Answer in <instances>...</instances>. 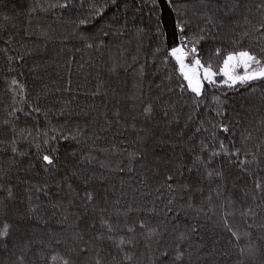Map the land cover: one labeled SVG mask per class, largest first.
Instances as JSON below:
<instances>
[{"label": "trees", "instance_id": "16d2710c", "mask_svg": "<svg viewBox=\"0 0 264 264\" xmlns=\"http://www.w3.org/2000/svg\"><path fill=\"white\" fill-rule=\"evenodd\" d=\"M193 2L0 0V228L9 225L0 264H53L57 254L69 264H172L182 232L185 257L176 264H264V190L255 188L264 182V81L205 84L195 98L181 92L174 61L164 62L178 13L189 36L205 37L202 62L233 42L259 52L264 39L252 25L261 0ZM253 154L258 163H240ZM226 215L250 235L232 238ZM140 220L159 235L140 230Z\"/></svg>", "mask_w": 264, "mask_h": 264}, {"label": "snow or ice", "instance_id": "6c2138e0", "mask_svg": "<svg viewBox=\"0 0 264 264\" xmlns=\"http://www.w3.org/2000/svg\"><path fill=\"white\" fill-rule=\"evenodd\" d=\"M158 0H152L153 4H156ZM167 3L172 5L174 4V0H167ZM211 0H194L193 7H209ZM69 5L67 3L59 5V7L67 8ZM237 4H229L225 3V8H235ZM258 11L260 12V20L258 24L252 25V22L245 17V23L252 25V31L259 33L260 38L264 39V0H261V3L258 5ZM99 14V13H97ZM206 23L212 24L213 17L211 15H207L205 13ZM88 21L86 19H81L79 21L80 25H86ZM187 22L184 21L180 14L178 13V18L175 22V30H176V42L175 45L165 51L164 62L167 64L169 61H174V68L178 72L179 77L182 78V83L179 84V88L182 93L184 92H191L194 94L195 98L202 97L205 94V84L210 87L220 88L226 87L227 89H236L237 86L244 87L246 85H251L253 82L257 81H264V46L260 47L259 52L255 51L251 47H243L237 46L239 42H233V46L229 48L225 47H217L214 49L212 53V57L207 62H202L203 57L200 55L198 51L197 45L203 40L205 37L204 35H197L193 34L189 36L188 32L186 31ZM201 33L204 32L202 28ZM163 36V33H160ZM245 37L249 36V32H245L243 34ZM88 47H92L91 44L87 45ZM189 57L191 58L189 60ZM23 57H21L22 59ZM11 59V58H10ZM115 71V69H113ZM142 71V70H141ZM218 77L220 79H218ZM12 85L17 86L21 92H23V85H20L19 82L14 78L11 81ZM217 104L222 105L224 101H221L219 97H214ZM197 106L199 105L200 101H196ZM152 106L148 105L143 109L145 114L150 115L152 113ZM34 111H40L37 107ZM223 114V109H217V115L220 116ZM119 115V113H117ZM261 125L264 126V120H261ZM219 128L227 133L229 128L221 123ZM200 131V129H197ZM252 138V133L248 132L246 136L243 137L244 140H250ZM44 143L46 144L47 141L45 140ZM15 141H13V145ZM204 148L207 145H203ZM219 149L224 154H229L228 147L223 143V141L219 144ZM12 151L16 152L17 149L15 146L12 147ZM129 159H135L136 154L129 153ZM213 156L220 155V152H213ZM233 156L240 155V149H237L236 152L231 153ZM248 154L245 153V156ZM42 160L45 162L46 165H52L53 159L49 155H43ZM196 163H203L199 157L196 159ZM240 163H258L256 156L253 154L252 159L250 161L243 160ZM219 174V173H217ZM213 175L212 172L208 173V176L211 177ZM167 180L172 181L173 177L168 176ZM168 188L172 189V184H168ZM255 188L258 190H264V182L260 180L255 181ZM11 195V193H9ZM87 199L89 201L93 200L91 194H88ZM172 201H169L171 204ZM171 211V209H169ZM131 211V209H129ZM151 211V210H149ZM252 210L249 209V212ZM227 215H231L228 213ZM227 215L223 218V226L225 230L230 234L232 238H235L236 241H239L241 237H247L250 235L248 232L240 233L237 229H235L228 221ZM102 225L107 228L109 233L113 232L114 229L112 228L111 224L107 220H102ZM138 227L140 230H146L148 235L151 236H158L159 233L156 228L150 227L145 220H140L138 223ZM249 227H251L249 225ZM129 233H134L136 231V225L130 226L127 228ZM9 235V225L5 223L2 228H0V239L7 237ZM100 238V237H98ZM111 239V237H109ZM186 239V233H180L178 236V243L176 248L175 256L173 257L172 264H176L177 261H183L185 257L184 250L180 247V244ZM126 241L121 238L117 247L124 245ZM128 244H131L132 241L128 240ZM244 249H240L241 255L244 254ZM254 249L249 248L248 252L251 255ZM162 255L167 256L168 253L164 252ZM124 259L131 260V256H125ZM51 261L53 264H57L58 261L61 264H69L67 259H63L58 254L51 256ZM96 264H100V261L97 260Z\"/></svg>", "mask_w": 264, "mask_h": 264}]
</instances>
